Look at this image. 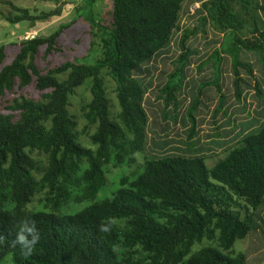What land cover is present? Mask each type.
<instances>
[{
	"label": "trees",
	"instance_id": "trees-1",
	"mask_svg": "<svg viewBox=\"0 0 264 264\" xmlns=\"http://www.w3.org/2000/svg\"><path fill=\"white\" fill-rule=\"evenodd\" d=\"M185 1L112 0L108 31L102 28L106 36L99 38L100 54L93 64L39 66V58L63 53L58 40L67 27L26 37L9 63L0 47V234L6 237L0 264H245L243 253L234 258L224 253H232L237 241L259 229L255 218L264 207V114L255 119L260 126L252 129L257 123L251 120L234 144L230 135L231 146L211 169L199 158L139 162L136 156L145 151L150 122L147 69L175 40L178 56L169 78L180 74L181 79L172 87L169 81L161 93L165 108L178 111L179 90L196 54L189 42L197 39L199 28L211 27L222 37L210 56L212 73L213 59L223 72L220 63L232 53L233 40L239 50L256 57L247 63L227 57L236 102L241 103L244 86L253 81L264 99L254 75L258 63L264 78V0H197L191 17L196 24L183 27ZM3 4L17 13L9 9L6 21L11 25L49 21L61 13L59 7L35 17L11 2ZM107 82L113 86L116 114ZM81 89L89 92L80 106L86 122L82 130L70 111L71 97ZM215 92L213 119L227 114L221 84ZM197 103L196 98L190 108L197 110ZM169 113L164 118L176 125V114L172 120ZM151 123L169 134L157 121ZM109 165L141 171L134 172V179L123 176L111 197L99 198L108 184ZM77 204L81 208L72 210ZM21 217L34 218L41 231V242L29 258L10 243ZM108 224L110 232L101 233L99 228ZM205 241L216 247L202 246Z\"/></svg>",
	"mask_w": 264,
	"mask_h": 264
},
{
	"label": "rangeland",
	"instance_id": "rangeland-1",
	"mask_svg": "<svg viewBox=\"0 0 264 264\" xmlns=\"http://www.w3.org/2000/svg\"><path fill=\"white\" fill-rule=\"evenodd\" d=\"M196 1L186 0L182 4L184 13L181 15V26L196 24L195 19H191L192 13L198 8ZM7 2H11L19 9L27 10L30 15L35 17H40L59 7H61V13L60 16L54 17V19L49 21H36L32 25H29V22L11 25L6 21L11 8L7 4H3ZM191 3L194 4L188 8ZM112 6V0H0V47H5L8 56L6 63L11 62L18 52V44L26 37L30 35H49L60 28L67 27L58 40L63 53L48 57L46 60L39 58V66L47 70L65 61L93 64L100 54V47H98L99 38H105L104 32L108 31L107 27H109L111 20ZM186 11L189 13L187 14ZM11 13L17 14L13 10H11ZM102 28L104 30L106 28V30L103 31ZM198 32L200 34L197 39L189 42V47L196 51V54L191 57L193 64L187 71L189 78L185 80L184 85L179 90L182 98L180 99L181 106L178 111L173 110L175 112H171L172 109L165 108L161 93L169 81V85L172 87L181 79L180 74L169 78L170 74L175 71L174 61L178 56L175 46L176 41L174 40L173 45L163 55L157 57L155 62L147 69L149 74L145 75L144 79H146V83L151 85V88L146 108L151 118L148 116L150 122L145 151L143 154L136 155L139 162H142L143 159L152 161L166 156H176L182 159L199 158L203 160L208 169H211L216 162L223 159L224 151L235 143L233 141L234 138H238L241 135L240 130H245L251 120L257 123L255 126L251 123L254 126L251 127L252 129L260 126L258 120L256 121L255 119H260V116L264 114V99H259V95L254 89L255 83L253 81L251 85L246 84L244 86L246 90L242 95L241 103L236 102L232 96L231 62L227 59V57H232L247 63V61L255 60L256 57L253 54H247L239 50L240 45L233 40L232 43L235 46L231 45L232 53L228 52L227 57H224L220 63V66H223V68L221 67L223 72H219V63L213 59L215 65L214 73H212L213 64L210 56L217 46L215 45V40L219 41L222 37L215 34L211 27L199 28ZM228 42L230 41L227 40L224 43L223 50H227ZM259 56L262 57L263 55L259 54ZM254 68L255 79L258 81L262 92H264V78L259 64L255 63ZM242 77L248 83L250 82L246 76L242 75ZM106 84L112 100V113L116 114L117 103L114 94H112L113 86L110 82ZM218 84L222 86V94L226 100L225 112L227 114L224 116L219 114L213 119V113L218 107V94L215 92V86ZM88 98L89 92L86 89H81L70 100V111L77 116L80 130L85 129L86 126V122L80 115V106L81 102ZM196 98L198 103L201 104L198 107L197 103L198 109L193 110L190 107ZM188 111H190V114H188ZM166 112H170L167 116L172 120H175L176 114V125L164 118ZM195 117L197 124L192 123ZM152 121H157V126L167 128L169 134L167 132L165 134L161 133L160 128L155 129L153 123H151ZM193 130L196 135L190 141L191 137L188 136H192L190 131ZM92 132L90 131L89 133ZM226 133L228 137L232 135V143L228 137L223 138V134ZM167 137H170L169 141L171 142L169 145L166 143ZM82 141L87 142V135L83 136ZM137 166L133 168L126 166L114 168L109 165L106 167L108 184L99 194V198L111 197L118 189L119 181L123 176L134 179V172L141 171V167L138 169ZM71 208L72 210H79L81 205H72ZM258 217L255 220L259 224V229L245 240L237 241L232 253H224V255L234 258L238 254L243 253L245 255V264H264V207L259 211ZM202 246L216 247L206 241ZM199 248L194 247L193 250L195 251Z\"/></svg>",
	"mask_w": 264,
	"mask_h": 264
},
{
	"label": "clouds",
	"instance_id": "clouds-1",
	"mask_svg": "<svg viewBox=\"0 0 264 264\" xmlns=\"http://www.w3.org/2000/svg\"><path fill=\"white\" fill-rule=\"evenodd\" d=\"M111 225H103L99 228L101 233H109ZM41 242V231L37 226V221L31 217H21L16 224L15 239L11 246L18 248L24 258L31 257L36 251L37 245ZM6 243V237L0 234V246Z\"/></svg>",
	"mask_w": 264,
	"mask_h": 264
},
{
	"label": "crops",
	"instance_id": "crops-1",
	"mask_svg": "<svg viewBox=\"0 0 264 264\" xmlns=\"http://www.w3.org/2000/svg\"><path fill=\"white\" fill-rule=\"evenodd\" d=\"M228 137V134L226 135V138ZM229 138V140H230V137H228Z\"/></svg>",
	"mask_w": 264,
	"mask_h": 264
}]
</instances>
